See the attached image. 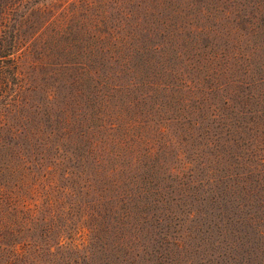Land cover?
I'll return each instance as SVG.
<instances>
[{"label": "rangeland", "instance_id": "obj_1", "mask_svg": "<svg viewBox=\"0 0 264 264\" xmlns=\"http://www.w3.org/2000/svg\"><path fill=\"white\" fill-rule=\"evenodd\" d=\"M77 1L0 61V264H264V0Z\"/></svg>", "mask_w": 264, "mask_h": 264}, {"label": "trees", "instance_id": "obj_2", "mask_svg": "<svg viewBox=\"0 0 264 264\" xmlns=\"http://www.w3.org/2000/svg\"><path fill=\"white\" fill-rule=\"evenodd\" d=\"M37 1L40 0H0V61L6 60L3 58H7L8 61L13 62V66L9 68L10 69L9 77L13 80L14 84H17L20 79L19 71L21 69L22 60H23L22 56L18 53L19 46L22 45L27 38H28L27 40L28 42L32 41V43L35 44L38 42L45 43V39H44L45 36L42 27H45L46 24L45 22H43L41 16H44L45 15L44 13H46L47 11L44 10L33 11V13L36 14L35 17L32 11L28 15L20 14L22 9L21 7H25V5L31 2L33 3ZM76 1L77 0H75V2L73 3L74 5L77 4ZM49 11L51 13L50 17L52 20L56 16V13L53 12V10L52 11L49 10ZM55 22H56V18L52 20V24H54ZM26 25H30V28L28 29V31L25 30L24 36H22L21 30L24 29ZM68 31H69L68 28L61 27L57 31V36H59V38L53 39V43L57 47L56 51L57 52L59 51V53L61 54V56L59 55L56 56V59H58V61L56 60L58 63L57 65L60 66V68H63L64 70L68 71L69 73H75L74 75H78L79 73L82 72H87L88 65L85 64L84 62L82 63L77 60L71 62L66 61L68 55L69 56L72 55V46L68 47L69 44L65 43V39L67 38L66 34L70 33ZM29 54H31V52ZM25 59H27L26 61H30L28 60V58ZM47 59H48V55L45 54V58H41V63H44V61H46ZM42 65L45 66L46 64H42ZM30 66L37 67V63L36 62L31 63ZM2 75L3 73L0 72V86L2 84L1 83ZM248 149L251 153V156L255 157L254 160L255 165L252 166L251 168L254 170H250L247 176H253L255 174L254 172L258 170V167L260 166L264 167L263 165L264 147L262 146L261 142H258V140L251 139V141H249L248 143ZM23 171L31 172L29 164L26 163V165L23 166ZM0 190L3 191L2 189ZM251 223L252 225L256 226L258 225L259 222L252 217ZM258 232L262 234L261 231Z\"/></svg>", "mask_w": 264, "mask_h": 264}]
</instances>
